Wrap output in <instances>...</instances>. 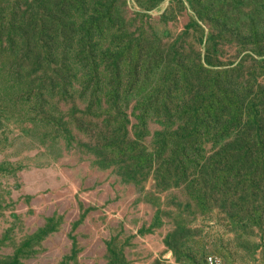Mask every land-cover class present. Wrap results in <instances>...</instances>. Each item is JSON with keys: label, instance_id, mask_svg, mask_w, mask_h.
<instances>
[{"label": "rangeland", "instance_id": "obj_1", "mask_svg": "<svg viewBox=\"0 0 264 264\" xmlns=\"http://www.w3.org/2000/svg\"><path fill=\"white\" fill-rule=\"evenodd\" d=\"M217 88L264 99V0H0V264H264Z\"/></svg>", "mask_w": 264, "mask_h": 264}, {"label": "trees", "instance_id": "obj_2", "mask_svg": "<svg viewBox=\"0 0 264 264\" xmlns=\"http://www.w3.org/2000/svg\"><path fill=\"white\" fill-rule=\"evenodd\" d=\"M208 59V58H207ZM217 74V71L215 72ZM218 76L221 75V71L218 70ZM216 90L220 92V95L223 101L218 97ZM215 91H206V95L199 99V103L196 102L194 113L196 117H199L200 106L201 104H205V110L203 113H213L214 115L218 112L215 110V105H219L220 107L224 106L226 103L236 107L234 109V113L231 117L235 120L240 115H245L247 125L245 126V140L239 145V148H243L245 150V154L249 158V166L247 171H245V181L250 180L251 184L258 186L260 185V178L256 174V169L258 167V162L261 159L259 154L264 153V123L261 122L262 116H264V107L261 106L264 103V99L256 103L258 96L249 92L245 94V111L237 110V106L232 102L229 95L226 91L217 88ZM250 102L247 106L246 103ZM196 128L199 129V126L196 125ZM228 130L229 127H220L217 132L221 130ZM233 129L235 131L242 130L243 128L239 127L236 124ZM237 153H239V149L237 148ZM217 180L220 179L217 178Z\"/></svg>", "mask_w": 264, "mask_h": 264}, {"label": "bare ground", "instance_id": "obj_3", "mask_svg": "<svg viewBox=\"0 0 264 264\" xmlns=\"http://www.w3.org/2000/svg\"><path fill=\"white\" fill-rule=\"evenodd\" d=\"M190 17V16H189ZM182 24V23H181ZM182 45V44H181ZM187 47V46H186ZM187 49V48H186ZM24 86V85H23ZM23 89V88H22ZM65 91V90H64ZM58 94V93H57ZM44 97V96H43ZM58 101V100H57ZM58 104V103H57ZM30 123V122H29ZM32 126H33V123H32ZM72 128V127H71ZM89 145V144H88ZM117 175V174H116ZM133 203V202H132ZM128 213V212H127ZM127 217V216H126ZM127 219V218H126ZM137 232V231H136ZM135 232V233H136ZM84 251V250H83Z\"/></svg>", "mask_w": 264, "mask_h": 264}, {"label": "built area", "instance_id": "obj_4", "mask_svg": "<svg viewBox=\"0 0 264 264\" xmlns=\"http://www.w3.org/2000/svg\"><path fill=\"white\" fill-rule=\"evenodd\" d=\"M209 258H210L209 260H212V257H209ZM215 261H216V262H219V260H218V259H215Z\"/></svg>", "mask_w": 264, "mask_h": 264}]
</instances>
